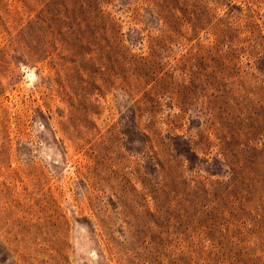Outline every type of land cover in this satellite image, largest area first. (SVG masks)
Wrapping results in <instances>:
<instances>
[{
  "label": "rangeland",
  "instance_id": "374dc122",
  "mask_svg": "<svg viewBox=\"0 0 264 264\" xmlns=\"http://www.w3.org/2000/svg\"><path fill=\"white\" fill-rule=\"evenodd\" d=\"M0 264H264V0H0Z\"/></svg>",
  "mask_w": 264,
  "mask_h": 264
}]
</instances>
